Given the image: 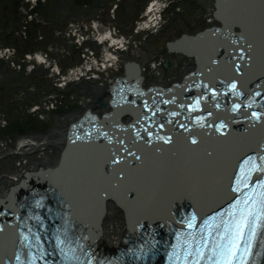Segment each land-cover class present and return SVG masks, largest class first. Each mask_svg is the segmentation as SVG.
<instances>
[{
  "label": "bare ground",
  "instance_id": "obj_1",
  "mask_svg": "<svg viewBox=\"0 0 264 264\" xmlns=\"http://www.w3.org/2000/svg\"><path fill=\"white\" fill-rule=\"evenodd\" d=\"M210 1L212 5L209 12H218L220 21L217 20V24L222 22L225 27H239L242 33L234 39L235 43L254 53L256 70L264 75V0H230L228 4L219 3L218 10L214 0ZM164 7L165 0H155L148 15L154 17L163 12ZM105 34L99 36L100 41H115L112 32ZM210 47L209 44L199 47L201 49L195 53L201 58ZM138 55L135 53L131 61L136 65L132 71L139 70V79L144 85L143 65L148 61L145 56L139 60ZM177 57L181 73L176 74L177 65L173 63L169 82L159 76L149 85L170 86L195 70L193 57L188 61L184 60L183 55ZM102 59L107 68L117 58L108 50ZM43 60L42 56L37 58L41 64ZM47 67L52 68L53 72L57 71L54 64ZM75 73L78 77L83 76L81 69ZM206 79L210 82L215 78ZM111 85L113 81L102 80L98 86L89 89L90 99L101 98L108 102ZM86 109L99 117L110 111L96 106L92 101L91 104L87 101ZM80 116L74 117L72 122H76ZM129 121L130 118L127 119ZM68 126L64 128L59 125L43 135L19 137L15 149L7 152L6 157L0 155V198L6 197L10 188L17 186L27 175L50 171L49 177L75 203L76 216L83 223L90 224L101 236L100 246L105 251L116 250L122 244L128 228L135 227L143 217H167L190 223L227 199L236 152L219 154L213 147L218 146L215 142H211L210 146L204 142L198 149L189 148L183 136L163 134L149 141L137 139L134 152L129 155L109 151L107 146H101L87 133L76 136L65 151L66 145L62 141H65ZM257 129L256 133L248 134L238 141L237 153L252 148L264 157V126ZM98 151H103L104 155L96 159ZM13 235L11 224L0 228V261L11 251Z\"/></svg>",
  "mask_w": 264,
  "mask_h": 264
},
{
  "label": "rangeland",
  "instance_id": "obj_2",
  "mask_svg": "<svg viewBox=\"0 0 264 264\" xmlns=\"http://www.w3.org/2000/svg\"><path fill=\"white\" fill-rule=\"evenodd\" d=\"M153 1L45 0V3L34 4L35 8L30 12L33 19L27 22L22 8L28 10L29 2L0 0V46L14 50V61L19 64L28 62L27 57L32 52L44 53L48 59L58 62L61 74H66L71 68L83 64L86 52L85 45L76 47L73 41L66 39L65 34L70 31L69 26L75 24L84 31L94 20L110 27L111 30L114 29L117 37L137 40L138 46L131 47L128 51L132 60L134 52H143L146 57L159 52L154 64L143 65L146 87L159 76L169 82L171 73L166 68L167 60L177 65L175 72L178 75L181 73V67L177 64V55L167 54L166 44L183 34L195 35L217 23L209 12L212 5L210 0H165V10L155 16L157 20L162 21L160 33L155 36L153 43H146L142 34L135 31L143 20L150 19L146 13ZM24 25L27 29H24ZM22 32L26 33V36ZM80 37L82 38L83 34ZM96 52L101 56L100 49ZM138 58L141 60L140 55ZM184 60L190 59L185 57ZM13 66L0 60V155L3 157L16 148L19 137H26L28 134L43 135L59 125L66 128L74 117L83 113L87 101L90 104L92 101L97 106L96 100L90 99V92L84 86H71L58 94L57 100L53 99L54 96L50 92L52 84L46 80L44 84L41 83L44 77L42 73L37 75L41 74L43 77H32L28 70H21L20 74H17ZM41 71L45 72L43 69ZM123 72V66L119 63L101 78L111 82L115 77L122 76ZM26 75L29 83L23 81ZM177 79L179 81L180 76ZM29 84H36L35 92H30ZM28 92L33 94V99L26 96L25 93ZM45 94L50 96L45 98ZM53 105L55 109L51 111ZM33 106L36 108L33 109ZM56 152L58 153L57 150Z\"/></svg>",
  "mask_w": 264,
  "mask_h": 264
},
{
  "label": "snow or ice",
  "instance_id": "obj_3",
  "mask_svg": "<svg viewBox=\"0 0 264 264\" xmlns=\"http://www.w3.org/2000/svg\"><path fill=\"white\" fill-rule=\"evenodd\" d=\"M232 87L235 88V84H233ZM235 107H238V105H235L234 108ZM253 116H256V113H253ZM245 203L247 204V201ZM254 215H256V213L252 210L251 207L248 208L247 214L242 212L239 218L235 220L228 244L225 246L217 245L216 248L213 249V255H216L220 259H222L223 264H232V261L236 257V253L239 248V240L244 237L246 228L249 231L250 237L251 235L255 234V223L254 221L249 219L250 216ZM189 226H191V224H189ZM59 243L60 241L58 240V244ZM250 247L251 244L249 242V244L245 247L244 255L248 253ZM197 252L202 255L200 249H197ZM244 255H242L240 258V264H242ZM193 264H199V261L195 260Z\"/></svg>",
  "mask_w": 264,
  "mask_h": 264
},
{
  "label": "water",
  "instance_id": "obj_4",
  "mask_svg": "<svg viewBox=\"0 0 264 264\" xmlns=\"http://www.w3.org/2000/svg\"><path fill=\"white\" fill-rule=\"evenodd\" d=\"M217 3H219V0H216ZM219 8H217L218 10ZM216 18H217V14H216ZM197 38L196 37H189V36H182L181 38L168 43L167 47L169 52L171 53H177V54H181V55H185V56H189V53H191V49L190 46H197ZM172 62L171 61H167V68L170 70L172 67ZM139 73V70H137V75ZM97 103L105 108L106 104L101 100V98H98Z\"/></svg>",
  "mask_w": 264,
  "mask_h": 264
},
{
  "label": "built area",
  "instance_id": "obj_5",
  "mask_svg": "<svg viewBox=\"0 0 264 264\" xmlns=\"http://www.w3.org/2000/svg\"><path fill=\"white\" fill-rule=\"evenodd\" d=\"M27 2H30L29 4V8L27 11H25V14L27 15L28 17V20H31L33 18V16L30 14V12L34 9L36 2L37 0H27ZM96 36H98V33H94ZM0 58L1 59H4L8 62L11 63V65H14L15 66V63H14V50H11L9 48H2L0 49ZM27 59L30 61L32 60L33 58L31 56H28ZM90 65V64H89ZM19 68V66H18Z\"/></svg>",
  "mask_w": 264,
  "mask_h": 264
}]
</instances>
